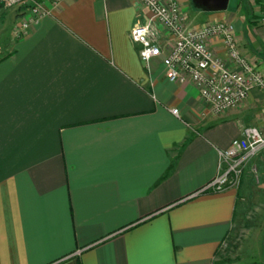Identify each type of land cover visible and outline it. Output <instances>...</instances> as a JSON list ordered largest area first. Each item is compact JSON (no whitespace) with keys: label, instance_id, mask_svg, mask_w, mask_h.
Segmentation results:
<instances>
[{"label":"crops","instance_id":"1","mask_svg":"<svg viewBox=\"0 0 264 264\" xmlns=\"http://www.w3.org/2000/svg\"><path fill=\"white\" fill-rule=\"evenodd\" d=\"M179 1L190 27L232 23L264 74V7ZM33 3L44 14L22 32ZM145 18L136 0L0 12V264H217L263 157L236 187L190 195L216 176L218 152L260 124L264 97L255 89L211 113L194 85L167 81L162 57L140 59L129 33ZM158 30L165 56L173 41ZM210 48L231 66L219 39Z\"/></svg>","mask_w":264,"mask_h":264},{"label":"built area","instance_id":"2","mask_svg":"<svg viewBox=\"0 0 264 264\" xmlns=\"http://www.w3.org/2000/svg\"><path fill=\"white\" fill-rule=\"evenodd\" d=\"M30 1L0 0V12ZM62 1L54 0L55 3ZM136 1L146 11V20L130 29V38L139 45V57L143 62L162 57L167 81L194 85L204 107L215 115L239 107L252 90H259L264 97V74L257 61L240 53L232 23L219 21L198 28L190 27L179 0ZM43 14L41 7L33 3L30 15L20 25V31L25 32ZM159 27L173 41L172 49L165 56H162L159 43ZM213 39L221 41L231 66L213 54L210 48ZM170 112L179 116L176 108ZM259 121L258 126L244 127L239 138L233 139L228 148L218 152L216 176L190 197L236 187L248 164L259 155L264 159V101ZM250 171L257 179V166L252 165Z\"/></svg>","mask_w":264,"mask_h":264},{"label":"rangeland","instance_id":"3","mask_svg":"<svg viewBox=\"0 0 264 264\" xmlns=\"http://www.w3.org/2000/svg\"><path fill=\"white\" fill-rule=\"evenodd\" d=\"M245 1L242 3L243 14L257 6L264 7L261 0ZM252 165L257 166V162ZM257 171V179L249 173L252 183L247 196L240 201L241 220L221 244L217 264H264V165L263 173L258 168Z\"/></svg>","mask_w":264,"mask_h":264},{"label":"water","instance_id":"4","mask_svg":"<svg viewBox=\"0 0 264 264\" xmlns=\"http://www.w3.org/2000/svg\"><path fill=\"white\" fill-rule=\"evenodd\" d=\"M191 2L207 12H221L228 7L229 0H191Z\"/></svg>","mask_w":264,"mask_h":264},{"label":"trees","instance_id":"5","mask_svg":"<svg viewBox=\"0 0 264 264\" xmlns=\"http://www.w3.org/2000/svg\"><path fill=\"white\" fill-rule=\"evenodd\" d=\"M191 5L194 7V8H198L197 6H195L192 2H191ZM198 9H200V8H198Z\"/></svg>","mask_w":264,"mask_h":264}]
</instances>
